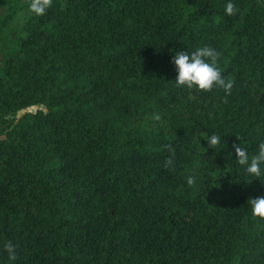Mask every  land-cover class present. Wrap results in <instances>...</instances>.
<instances>
[{
    "label": "trees",
    "instance_id": "obj_1",
    "mask_svg": "<svg viewBox=\"0 0 264 264\" xmlns=\"http://www.w3.org/2000/svg\"><path fill=\"white\" fill-rule=\"evenodd\" d=\"M227 2L53 0L37 17L0 0V264H264L248 204L264 181L233 148L264 141V0ZM205 45L227 103L175 85V52Z\"/></svg>",
    "mask_w": 264,
    "mask_h": 264
},
{
    "label": "clouds",
    "instance_id": "obj_2",
    "mask_svg": "<svg viewBox=\"0 0 264 264\" xmlns=\"http://www.w3.org/2000/svg\"><path fill=\"white\" fill-rule=\"evenodd\" d=\"M53 0H29L28 12L37 17L46 14L47 10L52 7ZM224 12L228 16L237 15L240 9L232 0L224 6ZM221 53L215 48L205 45L197 47L194 51H176L172 57V62L175 65L176 77L175 85L177 87H184L194 92H212L213 89H220L224 96L221 97L223 103H227V97L232 94L234 81L225 78L219 66V59ZM154 119L159 120L156 115ZM208 144V147L219 149L221 144V136L218 134H211L203 137ZM164 149L169 152V156L165 157L163 167L168 170H173L175 150L169 144L163 145ZM236 154V163L243 167L247 175L252 178L255 177L261 182L264 181V141L257 145V150L251 155L246 148L241 145L233 144ZM196 182L195 175L186 177L188 186H193ZM264 183V182H262ZM248 204L250 206L251 216L264 220V195L255 198H249ZM17 246L12 241H7L3 245V250L7 253L10 261L17 259Z\"/></svg>",
    "mask_w": 264,
    "mask_h": 264
},
{
    "label": "rangeland",
    "instance_id": "obj_3",
    "mask_svg": "<svg viewBox=\"0 0 264 264\" xmlns=\"http://www.w3.org/2000/svg\"><path fill=\"white\" fill-rule=\"evenodd\" d=\"M1 13H2V9H0V14ZM22 14H23V11H20L17 14V18L15 20V24H19L22 21ZM1 63H2V51L0 50V66H1Z\"/></svg>",
    "mask_w": 264,
    "mask_h": 264
},
{
    "label": "water",
    "instance_id": "obj_4",
    "mask_svg": "<svg viewBox=\"0 0 264 264\" xmlns=\"http://www.w3.org/2000/svg\"><path fill=\"white\" fill-rule=\"evenodd\" d=\"M37 108H41V107H37ZM37 108L32 107V108H30V109H28V110H29V111H35Z\"/></svg>",
    "mask_w": 264,
    "mask_h": 264
}]
</instances>
